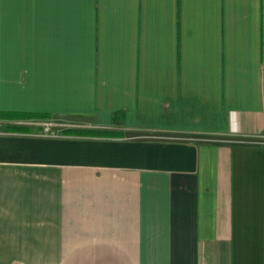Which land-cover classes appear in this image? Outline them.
I'll return each instance as SVG.
<instances>
[{"label":"crops","instance_id":"obj_1","mask_svg":"<svg viewBox=\"0 0 264 264\" xmlns=\"http://www.w3.org/2000/svg\"><path fill=\"white\" fill-rule=\"evenodd\" d=\"M0 128V264H264V0H0Z\"/></svg>","mask_w":264,"mask_h":264},{"label":"rangeland","instance_id":"obj_2","mask_svg":"<svg viewBox=\"0 0 264 264\" xmlns=\"http://www.w3.org/2000/svg\"><path fill=\"white\" fill-rule=\"evenodd\" d=\"M26 123L27 125L32 126L33 128L36 127L37 129L41 128L44 123L50 124L51 127H53L54 129H63L70 122L62 118L52 117V118H46V119H30V120H27Z\"/></svg>","mask_w":264,"mask_h":264},{"label":"built area","instance_id":"obj_3","mask_svg":"<svg viewBox=\"0 0 264 264\" xmlns=\"http://www.w3.org/2000/svg\"><path fill=\"white\" fill-rule=\"evenodd\" d=\"M41 132L46 136H58L60 134V129H54L50 124L44 123Z\"/></svg>","mask_w":264,"mask_h":264},{"label":"trees","instance_id":"obj_4","mask_svg":"<svg viewBox=\"0 0 264 264\" xmlns=\"http://www.w3.org/2000/svg\"><path fill=\"white\" fill-rule=\"evenodd\" d=\"M35 117H38V118H51V116L49 115H36Z\"/></svg>","mask_w":264,"mask_h":264}]
</instances>
